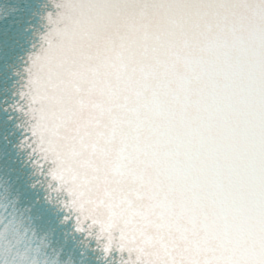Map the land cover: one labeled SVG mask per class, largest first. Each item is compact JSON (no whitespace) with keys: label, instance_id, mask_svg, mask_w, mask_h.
Returning <instances> with one entry per match:
<instances>
[{"label":"snow or ice","instance_id":"6c2138e0","mask_svg":"<svg viewBox=\"0 0 264 264\" xmlns=\"http://www.w3.org/2000/svg\"><path fill=\"white\" fill-rule=\"evenodd\" d=\"M0 264H264V0H0Z\"/></svg>","mask_w":264,"mask_h":264}]
</instances>
